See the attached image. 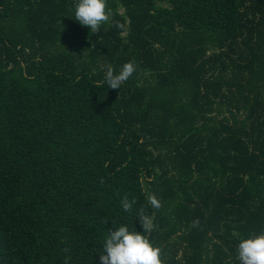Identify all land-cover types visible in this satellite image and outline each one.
<instances>
[{"label": "trees", "instance_id": "trees-1", "mask_svg": "<svg viewBox=\"0 0 264 264\" xmlns=\"http://www.w3.org/2000/svg\"><path fill=\"white\" fill-rule=\"evenodd\" d=\"M77 2L0 0V264H100L141 208L163 264H239L264 232V0H107L98 33Z\"/></svg>", "mask_w": 264, "mask_h": 264}, {"label": "clouds", "instance_id": "clouds-1", "mask_svg": "<svg viewBox=\"0 0 264 264\" xmlns=\"http://www.w3.org/2000/svg\"><path fill=\"white\" fill-rule=\"evenodd\" d=\"M74 18L82 26L90 28L92 33H98L102 25L111 23L112 12L108 9L107 0H78ZM115 27L123 29L125 25L116 22ZM135 71L136 65L131 61L125 63L118 72L108 64L103 83L112 90H120ZM146 199L152 208L158 210L162 207L161 201L154 194L147 195ZM135 204V198L130 200L127 195L121 200L123 210L129 214L133 212ZM136 217L142 225L143 234L135 229L130 230L127 225L109 231L99 256L100 264H163L161 249L149 239L155 228L153 217L146 214L143 208L137 211ZM199 225L198 219L192 222L193 228ZM237 254L239 264H264V232L242 239Z\"/></svg>", "mask_w": 264, "mask_h": 264}]
</instances>
